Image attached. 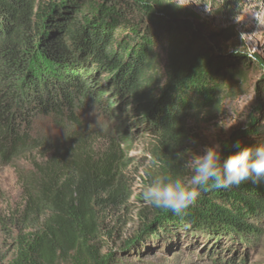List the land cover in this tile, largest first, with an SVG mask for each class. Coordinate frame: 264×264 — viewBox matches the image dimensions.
I'll list each match as a JSON object with an SVG mask.
<instances>
[{
    "label": "trees",
    "instance_id": "16d2710c",
    "mask_svg": "<svg viewBox=\"0 0 264 264\" xmlns=\"http://www.w3.org/2000/svg\"><path fill=\"white\" fill-rule=\"evenodd\" d=\"M34 8L35 0H0V163L54 144L40 134L41 121L70 136L65 139L72 145L81 141L71 133L84 128L81 115L86 110L115 120L118 104L125 102L137 120L162 135L156 176L188 175L183 149L187 117L218 107L216 96L227 88L224 81H244L232 61L213 54L197 15L173 0H77L65 15L51 5L35 17L38 31L46 36L59 30L65 43L51 36L32 58L26 38ZM124 10H135L144 23L128 32L130 16ZM118 30L125 35L115 41ZM156 39L170 50L166 78L155 60ZM153 74L162 77L157 81ZM105 77L109 83L102 86ZM124 131L111 133L116 137L75 160L69 174L60 175L54 158L30 182L34 191L23 213L40 207L46 219L36 225V232L22 237L10 264H117L114 255H102L94 245L97 217L92 205L102 197L105 204L121 203L127 195L121 174ZM256 133L253 124L248 134ZM237 141L223 144L225 157L237 150ZM241 145L255 143L245 140ZM151 208L157 220L145 232L153 242L177 241L180 231L182 238L228 235L247 240L261 234L264 185L245 181L229 189L201 191L181 215Z\"/></svg>",
    "mask_w": 264,
    "mask_h": 264
},
{
    "label": "rangeland",
    "instance_id": "374dc122",
    "mask_svg": "<svg viewBox=\"0 0 264 264\" xmlns=\"http://www.w3.org/2000/svg\"><path fill=\"white\" fill-rule=\"evenodd\" d=\"M75 1L35 0L26 38L32 58L38 55L42 43L49 37L57 36L59 44L63 41L59 30L41 35L35 17L43 15L51 5L58 6L60 13L65 15ZM173 1L197 15L196 23L203 28L205 41L213 54L232 61L234 68L244 75V81L240 83L224 81L227 88L216 96L218 107L194 111L187 117L184 125L185 160L191 154H203L205 146L218 143L222 150L226 141L264 143V0ZM124 12L130 16L131 24L126 27L128 32L130 26L144 23L135 10ZM40 24L43 25L44 21L41 20ZM119 32H114L113 40H122L125 34ZM153 51L159 71L166 78L172 65L170 50L156 39ZM152 77L159 81L162 76L153 74ZM108 83V77H105L100 85ZM118 106L115 120L86 110L81 115L84 128L71 133L81 141L72 145H68L65 139L70 136H63L50 121H41L38 126L40 134L54 144L35 151H22L9 164L0 163V264L14 261L22 237L36 232V225L46 219L44 209L40 207L23 213L28 205V195L34 191L30 182H36L41 171L44 172L54 158L60 175L69 174L75 160L105 145L109 137L115 138L111 133L123 132L124 129H120L123 125L126 129L124 143L120 146L123 153L121 174L127 195L121 203L105 204L102 197L92 205L97 217L93 242L102 255H114L117 264H264V219L258 224L260 236L247 240H236L228 235H218L211 240L207 236L182 238L183 231H180L177 241L159 239L153 242V238L146 235L144 222L154 215L142 193L156 177V152L162 135L137 120L136 113H130L125 102ZM130 109L136 108L130 106ZM253 124H256L257 133L249 135ZM55 144L58 147L52 146Z\"/></svg>",
    "mask_w": 264,
    "mask_h": 264
},
{
    "label": "clouds",
    "instance_id": "9594fccd",
    "mask_svg": "<svg viewBox=\"0 0 264 264\" xmlns=\"http://www.w3.org/2000/svg\"><path fill=\"white\" fill-rule=\"evenodd\" d=\"M235 147L237 150L226 157L218 143L205 146L201 155L190 153L184 163L188 175L156 176L143 190V199L155 208L181 215L201 191L229 189L245 181L264 185V143L242 146L237 141Z\"/></svg>",
    "mask_w": 264,
    "mask_h": 264
},
{
    "label": "water",
    "instance_id": "95a60500",
    "mask_svg": "<svg viewBox=\"0 0 264 264\" xmlns=\"http://www.w3.org/2000/svg\"><path fill=\"white\" fill-rule=\"evenodd\" d=\"M157 218L155 216H153L152 218H148L146 222H144V228L143 230L149 229L150 227H152L155 222H156Z\"/></svg>",
    "mask_w": 264,
    "mask_h": 264
}]
</instances>
